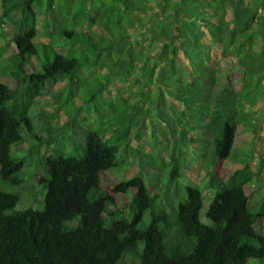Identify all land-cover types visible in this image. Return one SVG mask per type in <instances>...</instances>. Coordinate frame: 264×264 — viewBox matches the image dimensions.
<instances>
[{"label":"trees","instance_id":"1","mask_svg":"<svg viewBox=\"0 0 264 264\" xmlns=\"http://www.w3.org/2000/svg\"><path fill=\"white\" fill-rule=\"evenodd\" d=\"M0 6L2 20L18 21L9 35L16 51L0 65V77L16 82L12 88L0 79V264L264 263V235L256 226L264 220V195L252 202L250 187L261 182L252 153L205 206L209 223L200 217V195L181 199L167 213L158 191L139 174L108 188L102 179L103 172L131 164L119 156L121 145L129 152L132 124L168 122L174 139L165 181L170 188L186 165L180 142L187 129L205 127L221 158L230 155L239 125L264 132V91L257 90L264 79V0H0ZM39 32L48 42L36 41ZM57 45L65 51L59 54ZM33 58L45 73L59 63L46 77L50 82L80 77L83 70L93 74L108 58L119 73L97 74L106 83L114 76L129 80L137 67L143 85V106L120 105L107 116V85L91 92L98 127L87 123L77 155L54 150L46 156L39 210L22 208L20 196L4 188L22 182L23 160L12 146L27 135L42 139L30 110L48 81L33 77ZM82 109L71 114L73 122ZM115 193L131 199L118 206ZM150 205L145 221L140 212Z\"/></svg>","mask_w":264,"mask_h":264},{"label":"rangeland","instance_id":"2","mask_svg":"<svg viewBox=\"0 0 264 264\" xmlns=\"http://www.w3.org/2000/svg\"><path fill=\"white\" fill-rule=\"evenodd\" d=\"M12 19V17H7L2 20L0 6V65L3 64L2 62L5 61L7 55L16 51L9 35L17 29L18 21L14 22ZM100 40L104 39L99 37L98 42ZM36 41L48 42L41 32L38 33ZM64 51L65 47L57 45L59 54ZM58 61L62 64L61 58H58ZM31 64L30 71L33 72V77L39 81L43 78L48 81L46 77L54 74L60 68L59 63H56L53 66L56 70L51 69L49 73H45L37 59L33 58ZM66 64L67 62L64 63V65ZM97 67L98 69L93 74L83 70V75L81 74L80 77L68 75L57 81H48L45 88L40 89L41 93L35 97V103L30 114L32 113L33 116L34 131L42 139H34L27 135L22 142L12 146L11 152L23 160V168L19 173L22 182L14 188L4 187L6 191L20 196L23 202L22 208L39 210L43 207L46 190L39 184L38 177L45 171L46 156L52 154L54 150L57 151V154L64 156L77 155L81 152L79 142L82 141V144L85 141L82 130L87 128V123L92 122L93 126L98 127L96 114L88 100L91 92L96 90L100 84L107 85L102 91L104 92L103 98L110 103V105L102 104L103 114L106 116L111 113L110 109H115L120 105L128 104L131 106L137 103L138 106H143L140 104L143 98V85L138 79L140 70L137 67L130 70L129 80L124 81L121 80V77L114 76L108 83L97 74L111 72L117 75L119 68L108 58L99 63ZM0 79L10 87L16 88V82L8 75L4 74ZM237 88H240V82L237 84ZM145 90L150 93L153 91L151 88ZM257 90L264 91V79L261 78L258 82ZM97 100L100 102V97ZM178 105L180 109L185 108L182 104ZM81 106L83 107L81 116L76 119L77 121L75 120L77 123L73 122L71 114L75 113V109ZM100 119L98 117V120ZM108 122L106 120V123ZM127 123L123 126L124 128H127L133 121ZM145 123L148 122L145 121ZM132 126L129 152L126 156L123 145H121L120 150L122 152L119 156L122 160H130L131 164L128 162L120 170L109 169L103 172L102 179L105 187L108 188L114 183L139 174L145 180L148 188L158 191L159 204L166 209L167 213H172V207H178L181 199L187 200L190 196L199 197L200 195L204 199V207L200 211V217L203 222L209 223L204 215L205 208L216 197L219 184L223 181L226 182L233 170L243 166L241 158L245 155L248 157L252 153L251 162L258 169L261 181H257L250 187L252 202L256 203L264 195V132L255 134L244 125H239L230 155L227 158H221L214 156V142L205 127L201 130L187 129L183 137L184 141L180 142L186 165L184 169L179 172L176 171L174 175L178 181L172 183L170 188L165 181L168 179L166 174L172 166L169 156L174 139L171 137L168 122L160 120L153 127L147 124L140 129L135 124ZM191 138H194L195 141H191ZM131 148H139L140 151L136 153ZM114 197L118 206L127 205L131 199L123 193H115ZM146 205L148 206V204ZM19 206L18 208H20ZM150 207L152 206L143 208L140 212L145 221L150 220L148 216L150 209H152ZM256 226L258 231L264 235V220H260ZM250 264L260 263L252 260Z\"/></svg>","mask_w":264,"mask_h":264}]
</instances>
